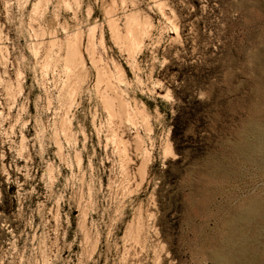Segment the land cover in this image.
Wrapping results in <instances>:
<instances>
[{
  "label": "rangeland",
  "instance_id": "1",
  "mask_svg": "<svg viewBox=\"0 0 264 264\" xmlns=\"http://www.w3.org/2000/svg\"><path fill=\"white\" fill-rule=\"evenodd\" d=\"M250 201L264 0H0V264H242Z\"/></svg>",
  "mask_w": 264,
  "mask_h": 264
},
{
  "label": "bare ground",
  "instance_id": "2",
  "mask_svg": "<svg viewBox=\"0 0 264 264\" xmlns=\"http://www.w3.org/2000/svg\"><path fill=\"white\" fill-rule=\"evenodd\" d=\"M126 19L127 20H125L126 21L125 24L127 26V37H128L127 42H128V44L131 42L130 45L133 47L138 46L139 44L142 43L139 35L143 31V28H142L140 22H138V20H137L138 18L136 19V17H134V15L130 16V17L127 16ZM110 21L111 20H109V23H110ZM114 27H115V25H114ZM69 52H70V50H69ZM75 55H76L75 50H72L70 53H68V55L65 56V57H67V60L65 59L66 62L68 61L69 64L70 63L72 64L75 62V64H76L77 61H76ZM246 211H247L246 217H245L246 220L250 219L252 221L253 218H251L250 216L254 212H256V215H258L260 217V219L258 221H256V222L252 221L254 224H256V227L259 226L260 221H264V202L259 207L257 204L250 201L249 203L246 204ZM252 228L255 229V227H252ZM263 237H264V235H263ZM252 238H254V237L250 236V239H252ZM215 255H216V253H215ZM238 256L239 257L237 260L240 261L242 264H264V241L261 243L260 247H258V248H255L254 244H252V246H248L245 248L240 247V250L238 252ZM235 259H236V256L234 254L218 255L214 259V262H215V264H228L232 261L235 262Z\"/></svg>",
  "mask_w": 264,
  "mask_h": 264
}]
</instances>
